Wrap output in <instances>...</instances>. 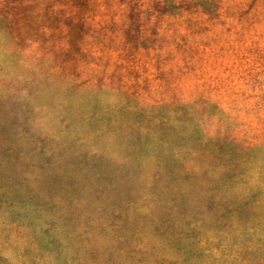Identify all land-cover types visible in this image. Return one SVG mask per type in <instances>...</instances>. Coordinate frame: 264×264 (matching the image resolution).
<instances>
[{
    "label": "rangeland",
    "instance_id": "374dc122",
    "mask_svg": "<svg viewBox=\"0 0 264 264\" xmlns=\"http://www.w3.org/2000/svg\"><path fill=\"white\" fill-rule=\"evenodd\" d=\"M0 264H264V0H0Z\"/></svg>",
    "mask_w": 264,
    "mask_h": 264
}]
</instances>
